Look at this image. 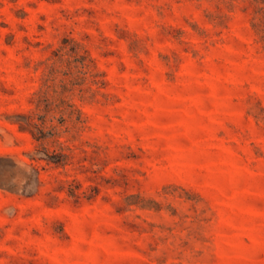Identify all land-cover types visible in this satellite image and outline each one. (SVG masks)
Masks as SVG:
<instances>
[{
  "label": "rangeland",
  "instance_id": "rangeland-1",
  "mask_svg": "<svg viewBox=\"0 0 264 264\" xmlns=\"http://www.w3.org/2000/svg\"><path fill=\"white\" fill-rule=\"evenodd\" d=\"M0 264H264V0H0Z\"/></svg>",
  "mask_w": 264,
  "mask_h": 264
}]
</instances>
